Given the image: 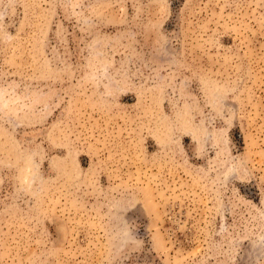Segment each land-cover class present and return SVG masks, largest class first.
I'll return each mask as SVG.
<instances>
[{
	"label": "rangeland",
	"instance_id": "rangeland-1",
	"mask_svg": "<svg viewBox=\"0 0 264 264\" xmlns=\"http://www.w3.org/2000/svg\"><path fill=\"white\" fill-rule=\"evenodd\" d=\"M0 264H264V0H0Z\"/></svg>",
	"mask_w": 264,
	"mask_h": 264
}]
</instances>
